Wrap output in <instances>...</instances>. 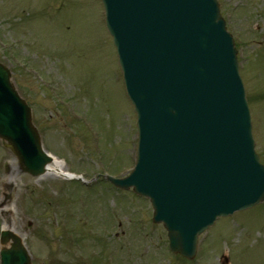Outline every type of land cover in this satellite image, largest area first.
<instances>
[{
	"label": "rangeland",
	"instance_id": "374dc122",
	"mask_svg": "<svg viewBox=\"0 0 264 264\" xmlns=\"http://www.w3.org/2000/svg\"><path fill=\"white\" fill-rule=\"evenodd\" d=\"M224 3L247 9L228 28L245 41L241 76L264 162V101L253 100L264 92V0ZM0 62L32 105L43 146L89 187L21 173L0 141V206L10 211L0 228L6 222L25 239L33 264H221L223 253L231 264H264V203L219 218L200 236L195 259L184 262L168 250L162 226L149 224L147 200L97 182L98 173L131 168L136 138L101 0H0Z\"/></svg>",
	"mask_w": 264,
	"mask_h": 264
},
{
	"label": "water",
	"instance_id": "95a60500",
	"mask_svg": "<svg viewBox=\"0 0 264 264\" xmlns=\"http://www.w3.org/2000/svg\"><path fill=\"white\" fill-rule=\"evenodd\" d=\"M127 93L137 113L135 166L119 187L152 200L169 246L192 258L196 237L217 216L264 199L236 51L216 0H102ZM0 137L20 169L44 172L30 112L0 66ZM0 264H29L8 231Z\"/></svg>",
	"mask_w": 264,
	"mask_h": 264
},
{
	"label": "bare ground",
	"instance_id": "6f19581e",
	"mask_svg": "<svg viewBox=\"0 0 264 264\" xmlns=\"http://www.w3.org/2000/svg\"><path fill=\"white\" fill-rule=\"evenodd\" d=\"M67 169L64 164L56 157H53V161L48 165L46 175H62L65 174ZM44 175V176H46Z\"/></svg>",
	"mask_w": 264,
	"mask_h": 264
}]
</instances>
